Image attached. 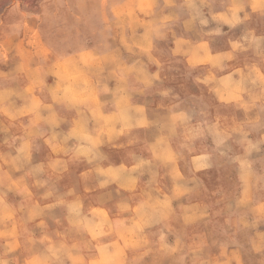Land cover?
Instances as JSON below:
<instances>
[{
    "label": "clouds",
    "instance_id": "9594fccd",
    "mask_svg": "<svg viewBox=\"0 0 264 264\" xmlns=\"http://www.w3.org/2000/svg\"><path fill=\"white\" fill-rule=\"evenodd\" d=\"M135 6V0L123 5ZM146 7L151 9L146 18L130 27L127 21L117 25V43L106 44L94 63L81 64L79 53L69 50L64 59L78 73L74 78L59 77L55 60L41 58L27 71L26 89L9 92L0 85V264H140L148 244L145 227L164 226L173 193L187 194L196 184L194 174H183L193 155L228 158L233 146L242 159L264 154V51L256 61L259 72L246 61L237 63L254 42L248 22L264 19V0H149ZM176 23L202 41L226 35L225 26L241 35L215 60L193 65L187 44L162 59L155 41L177 40ZM7 45L6 39L0 42V63L8 59ZM180 63L184 77L208 94L210 118L196 129L173 118L180 93L166 81ZM47 76L53 78L51 84ZM7 79L0 73V82ZM229 82L227 92L234 100L221 103L218 94ZM9 95L20 101L15 108L2 102ZM146 95L160 97L159 105L149 109L136 102ZM37 139L49 149L39 161L32 148ZM260 163L264 166V155ZM81 165L79 175L61 183L70 168ZM112 168L121 173L120 181L109 175ZM174 172L181 175L173 178ZM165 178L173 185L167 198L160 183ZM113 183L118 194L123 190L127 195L115 200L106 218L93 216L86 207L90 194ZM36 200L43 212L64 209L66 224L53 218L57 228L49 232L37 215ZM71 202L82 211L68 212ZM259 211L264 216V208ZM159 240L163 242L162 234ZM189 252L200 249L193 246ZM177 264L226 262L181 256Z\"/></svg>",
    "mask_w": 264,
    "mask_h": 264
},
{
    "label": "rangeland",
    "instance_id": "374dc122",
    "mask_svg": "<svg viewBox=\"0 0 264 264\" xmlns=\"http://www.w3.org/2000/svg\"><path fill=\"white\" fill-rule=\"evenodd\" d=\"M124 3L125 0H0V42L6 39L9 49L7 61L0 63V73L5 74L8 79L0 82V85L9 92L26 89L29 84L27 71L36 66L41 58L55 60L56 74L59 77L74 78L78 73L71 62L64 59L69 50L79 53L81 64H92L99 54L107 50L104 47L106 44L111 47L117 43L115 37L120 31L117 25L127 21L130 27L134 22L146 18L147 13L151 11L146 7L149 0H135L134 8L123 7ZM15 25L18 27H14ZM180 26V23L173 25V32L175 33L176 28L181 29ZM249 26L254 29H264V19L254 18L248 22V29ZM140 31L142 30L137 29L138 34ZM223 31L226 35L209 37L198 46H195L194 42L200 40L199 37L191 33H189V41H180L183 43V48L186 44L191 48L193 65L205 59L215 60L223 52L222 48H226L229 40L235 38L236 41L241 35L239 29L229 31L226 28ZM251 33L254 42H249L248 51L238 55L237 63L243 64L246 61L249 65H254L259 72L256 61L264 51V40H261L264 33ZM207 43L210 44L211 49L207 48ZM171 47H173L172 40L155 41L156 52L162 59L169 56ZM183 48L178 44L175 49L179 51ZM183 71V63L178 64L166 81L167 87L180 93V101L175 106L178 114L173 118L186 120L190 127L196 129L198 125L206 124L207 118H210L207 111L208 94L206 90L195 86L190 79H186ZM45 80L48 84L53 82L51 76L45 77ZM230 87L229 82L225 85V91L218 94L219 102L229 103L234 100V97L227 92ZM160 99L155 95L140 97L141 104L147 105L149 109L156 108ZM2 102L5 106L12 105L13 108L20 104L14 95L7 96ZM236 115L242 118L241 113ZM9 116H12V112H9ZM13 123H15L14 118ZM140 132L143 134V129ZM32 148L33 158L37 161L44 159L49 152L39 139L33 142ZM232 152L233 154L228 158H210L202 154L191 157L190 166L183 170V174H194L196 184L187 194L173 193L175 199L170 201V212L167 217V220L172 222L167 233L188 235L189 240L181 241L174 235L175 240L172 242H157L152 237V234L159 233L154 229L157 225L145 227L148 244L140 264H177L181 256L189 261L202 258L225 262L223 258L228 255H225L224 246L228 243L223 240L224 227L227 233L230 232L240 238L237 241L240 247L246 244L241 239L248 233V229L264 231V216L259 211L264 208V166L260 163V158L264 154L254 152L248 159H242L235 146ZM82 170V165L70 168L61 183H70ZM109 175L116 181L121 177L117 168L110 169ZM172 175L175 178L181 173L174 172ZM17 188L21 192L24 191L20 186ZM166 196L168 197L165 195V198ZM9 199L13 205L16 204V198L10 196ZM89 201L92 202L90 196L86 207ZM107 202L111 206L115 200L111 201L108 198ZM235 202L236 206L233 205ZM35 203L38 205L37 215L48 225L49 232L57 228L52 222L53 218L61 219L62 225L66 224L63 217L67 213L64 209L43 212L40 211L43 207L40 201L36 200ZM87 210L93 216L103 219L112 209L93 206L92 209L87 207ZM67 211L78 213L82 209L78 203L71 202ZM39 222L40 220L37 219L36 223ZM160 233L166 236L164 231ZM193 246L198 247L200 252H189ZM170 248H176L177 251L170 252L168 250ZM220 251H222V259L218 253ZM258 251H261L259 246ZM233 260L237 264H244L245 261L252 262L256 258L248 251L246 254L237 253ZM226 264H229V260H226Z\"/></svg>",
    "mask_w": 264,
    "mask_h": 264
},
{
    "label": "crops",
    "instance_id": "0c3cea01",
    "mask_svg": "<svg viewBox=\"0 0 264 264\" xmlns=\"http://www.w3.org/2000/svg\"><path fill=\"white\" fill-rule=\"evenodd\" d=\"M258 2H259V0H258ZM252 20H254V19H252ZM180 27H181V29L176 28L175 33L178 35L177 36L178 38H177V40L173 41V47H171L172 49H175L178 44H181V46L183 48V43L182 42L183 41H189V38H190L189 33L186 34L183 31L182 26H180ZM226 28H227V26H225L223 28V30H225ZM249 30L251 32H254V33H260V34L264 33V29H254L251 26H249ZM185 37H187V39H185ZM234 39L229 40L228 43H227L226 48H222V49L226 50L227 48H229L230 42L234 41ZM180 41H182V42L180 43ZM203 42L204 41H202V40H198L197 42H194V45L198 46V45H201ZM207 44H208L207 48L211 49L210 48V44L209 43H207ZM109 87H114V83L110 82ZM136 102L137 103H141L140 97H136ZM40 142L43 144V142L41 140H40ZM43 146H44V144H43ZM119 156H120L119 154H116L113 157L114 162L117 163V164L119 163V159H118ZM121 179H122V177H120L118 181H120ZM146 179H147L146 177L142 178L141 179V183H143L144 180H146ZM160 183L162 184V187H163L165 195H168L169 192L172 190V187H173L172 180L168 179V178H165L162 181H160ZM106 194H110L111 198H109V199L111 201L112 200H117L118 198L127 195V193H125L123 190H121L119 192V194H118V192H117V184L115 183L114 185H109L105 189H101V190L92 192L90 194V199H92V202L89 201L87 207L92 209L93 206H100L102 208L104 207V208L112 209V205L110 206V203L107 202L108 201V196ZM233 205L236 206V202L233 203ZM171 226H172V222L169 221V220H166L164 222V226L157 225L158 228L155 227L154 229H156L155 232L158 230L159 233L152 234V237L157 242H161L159 240V235H161V233H160L161 231H164V234L166 235V236H164V240H163L164 242H172L173 240H175L173 238L174 235L176 237H178V239H180L181 241L189 240L188 239V235H178V234H173L172 232L167 233L168 228L171 227ZM261 229H263V228H261ZM247 231H248V233L245 234L244 235L245 237H243L241 239V240H244L247 245L243 244L242 247H240L237 244V241L240 238L238 239L237 236L235 237V235H232L230 232L227 233L226 227H224L223 240L225 241V243H228V245L226 244L227 247H226V245L224 246L225 247L224 248L225 255H228L226 258H223L225 262H226V260H229V264H237L233 260L234 255H236L237 253H245L246 254V253H248V251H250L251 255H254L256 260L255 261L252 260V262L251 261H245L244 264H262V262H264V244H263L264 243V234H263L264 231L262 230V232H258V230H254V228L253 229H248ZM258 246L261 247V251H258ZM237 247H240V248H237ZM222 251L218 252L220 259H222L221 258ZM245 259L246 258H244V260Z\"/></svg>",
    "mask_w": 264,
    "mask_h": 264
}]
</instances>
